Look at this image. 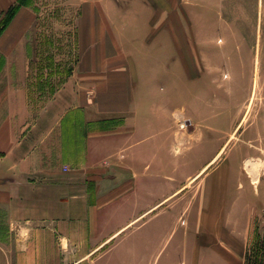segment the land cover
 Instances as JSON below:
<instances>
[{
	"label": "rangeland",
	"instance_id": "374dc122",
	"mask_svg": "<svg viewBox=\"0 0 264 264\" xmlns=\"http://www.w3.org/2000/svg\"><path fill=\"white\" fill-rule=\"evenodd\" d=\"M143 3L176 26V57H147L154 69L138 78L155 71L140 91V150L155 170L146 166L139 193L162 203L81 264H264V0H16L0 12V36L19 12L17 83L37 113L73 81L88 26L120 41L148 17Z\"/></svg>",
	"mask_w": 264,
	"mask_h": 264
},
{
	"label": "crops",
	"instance_id": "0c3cea01",
	"mask_svg": "<svg viewBox=\"0 0 264 264\" xmlns=\"http://www.w3.org/2000/svg\"><path fill=\"white\" fill-rule=\"evenodd\" d=\"M15 3L0 0V12ZM140 7L148 17L123 26L120 41L113 33L103 44L88 26L73 81L37 113L17 83L19 12L0 36V264H81L82 252L102 248L162 203L139 193L146 166L155 170L140 150L149 102L140 91L155 71L144 84L138 78L154 69L147 57H176V26H163L159 4ZM121 210L129 212L114 226ZM136 264L148 263L139 256Z\"/></svg>",
	"mask_w": 264,
	"mask_h": 264
}]
</instances>
